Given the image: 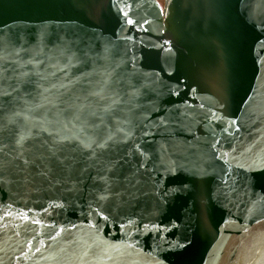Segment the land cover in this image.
I'll list each match as a JSON object with an SVG mask.
<instances>
[{
    "label": "water",
    "instance_id": "water-1",
    "mask_svg": "<svg viewBox=\"0 0 264 264\" xmlns=\"http://www.w3.org/2000/svg\"><path fill=\"white\" fill-rule=\"evenodd\" d=\"M0 264H264V0H0Z\"/></svg>",
    "mask_w": 264,
    "mask_h": 264
},
{
    "label": "rangeland",
    "instance_id": "rangeland-1",
    "mask_svg": "<svg viewBox=\"0 0 264 264\" xmlns=\"http://www.w3.org/2000/svg\"><path fill=\"white\" fill-rule=\"evenodd\" d=\"M161 1V3H164V0H160Z\"/></svg>",
    "mask_w": 264,
    "mask_h": 264
}]
</instances>
